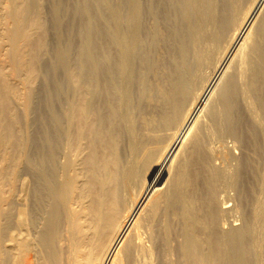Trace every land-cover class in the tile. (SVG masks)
<instances>
[{"label":"bare ground","instance_id":"bare-ground-1","mask_svg":"<svg viewBox=\"0 0 264 264\" xmlns=\"http://www.w3.org/2000/svg\"><path fill=\"white\" fill-rule=\"evenodd\" d=\"M119 1L0 0V264H264V0Z\"/></svg>","mask_w":264,"mask_h":264},{"label":"rangeland","instance_id":"rangeland-1","mask_svg":"<svg viewBox=\"0 0 264 264\" xmlns=\"http://www.w3.org/2000/svg\"><path fill=\"white\" fill-rule=\"evenodd\" d=\"M70 1L73 3V2H75L76 3V1H78V0H39V10H40V13H41V19H42V21H43V23L45 24V26H46V29H47V45H48V48H47V50L44 52V54L42 55V57H41V60H43L42 62L43 63H45V62H47L48 60H50V59H52L54 56H53V54H55L54 52L57 50V48H59V47H62V45H64L65 46V44H66V34H65V30L67 29V27L66 26H68V28H69V26L72 24V26H70L71 27V29L72 30H74V32L76 33V34H78V32L81 30V28H82V17L79 15H76L74 18H72L73 20H71L70 18L71 17H69L70 16V14L68 13V9H69V7H71V5L70 4H72V3H70ZM89 1V0H88ZM91 1V0H90ZM67 2H69V5H68V3ZM119 2H121V1H119V0H107V4H108V6H110V7H115L116 5H118L119 4ZM64 4H66V6L64 5ZM122 5V7L124 8V5L123 4H121ZM67 6H68V9H66L67 8ZM65 7V8H64ZM53 8H57V16H58V20H57V23H58V25H56V22H54L53 23V21L55 20V18H54V14L52 15V12H53ZM122 8V9H123ZM68 10V11H67ZM124 11V10H123ZM69 16H68V15ZM53 18H54V20H53ZM67 18H69V19H67ZM69 20V21H68ZM66 21H67V23H66ZM73 21V23H71ZM71 24H70V23ZM104 22V21H103ZM103 22H100L99 21V24L100 25H104V23ZM69 23V24H68ZM55 24V25H54ZM80 24V25H79ZM54 26V27H53ZM78 30V31H77ZM58 36V37H57ZM76 40V41H75ZM74 40V44L73 45H71L72 47H70V49L72 48V49H75V47H76V44H77V38ZM61 41H62V45H61ZM59 42V43H58ZM56 44L58 45V47L56 48L55 46H56ZM72 49L70 50L71 52L70 53H68L69 55L67 56L68 58V62L71 64H69L71 67L73 66L74 67V60H75V52H74V50L72 51ZM55 50V51H54ZM51 56H53L52 58H50ZM54 59V58H53ZM60 70L62 69V68H60V66L58 67ZM57 68V73L55 74V75H57V76H55L56 77V80H63L64 79V75H63V72H61V71H58L59 69ZM42 77L43 76H39V77H37L36 79H34L35 81L33 82V86H34V88H35V90H36V92L38 93V94H36V101H37V99H38V97H37V95L38 96H40V94H41V91H42V86H43V83H44V77H43V79H42ZM62 77V78H61ZM59 80V81H60ZM39 86V87H38ZM40 93V94H39ZM36 101H35V103H36ZM31 113H30V115L31 114H33L31 117H29V118H31V120H32V124H31V126H30V130L31 129H33L32 127H35V126H32V125H35V118H36V111H35V108H33L31 111H30ZM29 115V116H30ZM34 116H35V118H34ZM34 121V122H33ZM34 123V124H33ZM32 131V130H31ZM234 192V190H228V191H226L225 193L224 192H221V195L220 196H223L224 198H226V199H228L229 197H235V196H232V195H235V192ZM222 193H224V194H222ZM226 194V195H225ZM231 195V196H230ZM229 196V197H228ZM233 202V200H230L229 202H227L226 204H225V206H227V207H231L232 206V202ZM231 203V204H230ZM231 216V215H230ZM237 217V219H238V216L237 215H232V217L231 218H229V215H228V217H227V220L229 221V223L230 224H236V225H238V224H240V219H238L239 221H237V219H236V217ZM234 217V218H233ZM231 219H233V220H231ZM234 221V222H233ZM238 222V223H237ZM226 225V224H225ZM227 226V225H226ZM263 229H264V226H263ZM263 235H264V231H263Z\"/></svg>","mask_w":264,"mask_h":264}]
</instances>
